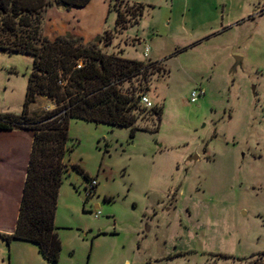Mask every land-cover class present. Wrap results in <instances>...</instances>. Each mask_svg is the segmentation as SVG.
Instances as JSON below:
<instances>
[{"label":"rangeland","instance_id":"rangeland-1","mask_svg":"<svg viewBox=\"0 0 264 264\" xmlns=\"http://www.w3.org/2000/svg\"><path fill=\"white\" fill-rule=\"evenodd\" d=\"M59 25L108 54L158 62L146 95L163 115L134 136L71 119L60 258L0 236V264L264 262V0H91L40 11L42 37L55 40ZM32 66L31 55L0 49V113L20 111ZM194 89L205 95L192 104ZM37 101L35 113L55 108Z\"/></svg>","mask_w":264,"mask_h":264},{"label":"trees","instance_id":"trees-1","mask_svg":"<svg viewBox=\"0 0 264 264\" xmlns=\"http://www.w3.org/2000/svg\"><path fill=\"white\" fill-rule=\"evenodd\" d=\"M90 1L0 0V49L33 57L22 112L0 113V131L21 129L34 134L16 228L0 236L8 244L20 240L36 245L49 262H57L62 250L55 216L68 170L70 120L126 127L134 136L138 130L147 131L140 122L154 117L160 125L163 115L161 107L149 109L141 103L149 91V69H161L158 62L128 59L121 52L108 54L97 43L84 44L82 37L72 33L53 41L41 36V10L53 5L82 8ZM143 10L142 4H135L133 15L142 16ZM121 22L118 12L116 29ZM39 97L48 98L55 108L31 113L29 108Z\"/></svg>","mask_w":264,"mask_h":264},{"label":"crops","instance_id":"crops-1","mask_svg":"<svg viewBox=\"0 0 264 264\" xmlns=\"http://www.w3.org/2000/svg\"><path fill=\"white\" fill-rule=\"evenodd\" d=\"M62 15L65 17L64 13ZM65 19L67 20L66 17ZM55 30L58 31V34L54 39L72 33H67L65 25H59V28ZM124 51H121L123 57H125ZM38 101L30 106L29 110L31 113L37 112ZM53 106V102L50 101L47 107L41 106V108L49 109ZM22 108L23 105L20 111L16 113L11 111L2 113L20 114ZM33 138V132L27 130L0 131V234H11L15 231L32 152Z\"/></svg>","mask_w":264,"mask_h":264},{"label":"built area","instance_id":"built-area-1","mask_svg":"<svg viewBox=\"0 0 264 264\" xmlns=\"http://www.w3.org/2000/svg\"><path fill=\"white\" fill-rule=\"evenodd\" d=\"M149 53H150V47L148 45L145 46L144 48V56L145 57H148L149 56ZM82 66V63L79 64L78 67H81ZM205 95L204 91L201 90V89H194L192 92H191V95H190V102L192 104H195L198 102V100L203 97ZM141 103L146 107V108H152L153 105H152V102L151 100L149 99V97L147 95H143L141 97ZM96 186V182L95 181H91L89 186H88V191L91 192V190H93ZM100 215V212H96L94 214V218H98V216Z\"/></svg>","mask_w":264,"mask_h":264},{"label":"water","instance_id":"water-1","mask_svg":"<svg viewBox=\"0 0 264 264\" xmlns=\"http://www.w3.org/2000/svg\"><path fill=\"white\" fill-rule=\"evenodd\" d=\"M236 60L239 62L240 58H236ZM236 69V66L234 67V70ZM199 159V156L196 154V155H193V156H190L188 158L189 161H193V160H198Z\"/></svg>","mask_w":264,"mask_h":264}]
</instances>
